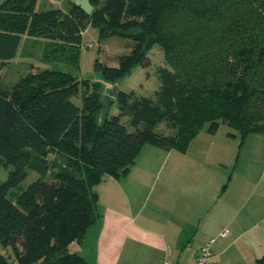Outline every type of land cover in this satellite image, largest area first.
Listing matches in <instances>:
<instances>
[{
	"label": "trees",
	"instance_id": "obj_1",
	"mask_svg": "<svg viewBox=\"0 0 264 264\" xmlns=\"http://www.w3.org/2000/svg\"><path fill=\"white\" fill-rule=\"evenodd\" d=\"M68 1L43 9L0 0V81L24 35L44 40L43 62L78 68L86 24L135 40L95 59L105 81L150 66L153 44L167 66L150 95L115 86L113 115L100 81L68 71L30 63L0 88V164L11 166L0 182V243L18 264H89L70 245L100 215L94 187L126 174L146 145L185 151L205 122L209 131L226 123L242 136L264 134V0H89L90 14ZM28 170L38 177L19 190ZM8 257L0 252V264Z\"/></svg>",
	"mask_w": 264,
	"mask_h": 264
},
{
	"label": "crops",
	"instance_id": "obj_2",
	"mask_svg": "<svg viewBox=\"0 0 264 264\" xmlns=\"http://www.w3.org/2000/svg\"><path fill=\"white\" fill-rule=\"evenodd\" d=\"M197 138L183 153L194 163L154 165L163 151L146 145L126 174L105 176L94 187L100 215L71 249L89 264L192 263L215 238L211 264H259L264 217L257 199H246V172L217 152H198Z\"/></svg>",
	"mask_w": 264,
	"mask_h": 264
},
{
	"label": "rangeland",
	"instance_id": "obj_3",
	"mask_svg": "<svg viewBox=\"0 0 264 264\" xmlns=\"http://www.w3.org/2000/svg\"><path fill=\"white\" fill-rule=\"evenodd\" d=\"M43 9L52 7L69 6L68 0H38ZM82 43L90 47L81 50L80 62L78 68L64 62L45 63L41 60L45 42L41 38L35 36L24 35L21 39L17 55L4 68L3 76L0 81V88L10 89L17 79L28 72L29 64L33 63L38 67H50L63 71L71 72L79 77L96 80L102 83L101 99L104 101V109H110V114H117L119 110L116 103L112 104L113 89L116 86L119 89L135 90L141 95L152 94L159 86V69L166 67L164 52L158 44H153L148 52L147 57L151 60L150 66L141 67L138 65L132 73L115 82H107L102 78L100 72L94 70V61L99 58L102 61L107 60V55L112 52H128L134 45L135 40L131 36L126 35H110L101 37L97 27L86 24L82 31ZM81 92L72 97L75 103H81ZM123 123L127 122V117L122 119ZM209 123L205 122L195 137L199 142L197 151H207L211 153H219L223 159L230 164L232 168L237 167L242 172H246L248 195L246 199H257V203L262 207L258 212V216L264 217V134L250 132L242 136L236 129L226 123H220L214 130H208ZM233 133V134H232ZM150 149H162L160 154L152 162V164L161 165H184L190 161L192 155H184V151L174 149L172 154L168 150L159 148L154 145L149 146ZM157 147V148H151ZM186 151V150H185ZM192 151V150H191ZM194 151V150H193ZM138 160V159H137ZM135 159L134 163L137 161ZM132 164V165H133ZM11 166L0 164V182L5 180ZM38 177V173L34 170H28L27 177L20 184V189L25 188L29 183ZM0 252L9 255L8 264H18L14 258L12 248H5L0 243Z\"/></svg>",
	"mask_w": 264,
	"mask_h": 264
},
{
	"label": "built area",
	"instance_id": "obj_4",
	"mask_svg": "<svg viewBox=\"0 0 264 264\" xmlns=\"http://www.w3.org/2000/svg\"><path fill=\"white\" fill-rule=\"evenodd\" d=\"M91 43H89L88 45H84L83 49H85L86 47H90ZM221 236H226L228 234V229L225 227L221 230V232L219 233ZM215 238H211L208 241H206L205 243H203L195 257H194V261L192 263H187V262H170L168 260H161L160 264H211V259L213 257V250H212V246L214 244Z\"/></svg>",
	"mask_w": 264,
	"mask_h": 264
},
{
	"label": "water",
	"instance_id": "obj_5",
	"mask_svg": "<svg viewBox=\"0 0 264 264\" xmlns=\"http://www.w3.org/2000/svg\"><path fill=\"white\" fill-rule=\"evenodd\" d=\"M75 5H78L81 9H83L87 14H90L93 10V6L89 0H72Z\"/></svg>",
	"mask_w": 264,
	"mask_h": 264
}]
</instances>
